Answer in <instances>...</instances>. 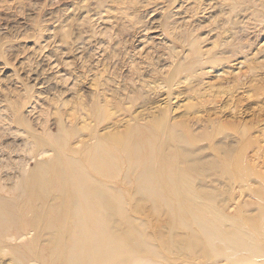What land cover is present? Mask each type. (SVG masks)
<instances>
[{
	"label": "rangeland",
	"instance_id": "obj_1",
	"mask_svg": "<svg viewBox=\"0 0 264 264\" xmlns=\"http://www.w3.org/2000/svg\"><path fill=\"white\" fill-rule=\"evenodd\" d=\"M12 111L24 129L52 131L43 135L84 160L85 145L134 136L163 115L199 137L203 156L232 152L234 168L246 146L253 174L212 177L213 196L227 218L251 220L264 235V0H0V146L23 149L29 135ZM26 159L29 169L56 162L52 151ZM116 166L110 184L131 214L172 223L164 208L131 209L135 180L125 174L139 169L125 157Z\"/></svg>",
	"mask_w": 264,
	"mask_h": 264
},
{
	"label": "bare ground",
	"instance_id": "obj_2",
	"mask_svg": "<svg viewBox=\"0 0 264 264\" xmlns=\"http://www.w3.org/2000/svg\"><path fill=\"white\" fill-rule=\"evenodd\" d=\"M8 118L29 139L23 149L0 146V264L264 261L260 229L249 219L227 218L213 196L219 184L212 177L234 180L253 174L246 146L237 152L240 162L234 168L226 162L232 152L203 156L199 137L183 123L171 125L163 115L139 124L134 136L119 131L110 134V142L102 137L85 145L84 160L72 149L68 154L56 147L49 138L52 131L24 129L18 112ZM58 120V129L68 130L64 118ZM49 151L56 160L53 167H27L26 155L40 157ZM79 151L86 153L84 147ZM116 157L139 169L125 174L129 183L135 180L131 209L164 208L172 223H144L131 214L128 200L110 184ZM7 191L14 195H3ZM27 210L33 213L31 223Z\"/></svg>",
	"mask_w": 264,
	"mask_h": 264
}]
</instances>
